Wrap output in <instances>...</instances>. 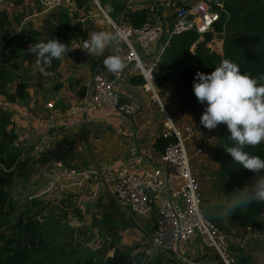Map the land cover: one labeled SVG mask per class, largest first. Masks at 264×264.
<instances>
[{
  "label": "crops",
  "instance_id": "1",
  "mask_svg": "<svg viewBox=\"0 0 264 264\" xmlns=\"http://www.w3.org/2000/svg\"><path fill=\"white\" fill-rule=\"evenodd\" d=\"M20 1L26 4L24 7L25 13L19 12L14 16H11V13H6L9 17L8 22L11 21V28L13 21L16 23L15 25H19L18 34L22 33L24 29L40 31L48 16L60 8L68 9L70 17H73L70 18L68 32L70 34L67 35L66 45H68L69 52L61 59H53L51 62L54 65L53 68L41 71V66L37 62L30 64L27 61H22L19 63L20 67H24V71L20 74L30 84L28 102L21 104L9 103L4 100L6 106L15 108L13 111L15 114H22L28 120L27 123H30V125L27 124V130L24 131L18 125V130H22L18 132L19 134H16L18 138H23L27 133L36 141L34 145H31L33 150L36 149L34 156H32L35 165L38 164L41 171L45 164L50 165L52 168L60 170L62 173L61 178H67L70 177L68 175L73 174V171L70 172V168L67 169L68 167L64 164L63 166L66 168H63L61 164L63 159L66 162L71 161L69 158L71 157L83 163H89L90 161L92 164H89L86 169L98 168L100 172L104 173L105 179L115 177L123 170L128 174L142 177L145 171L151 170L153 167H162L163 165L159 160L161 154L156 152L155 144L158 138L167 133L164 127V116L158 104L153 101L152 94L145 87V83H141L142 77L138 73L127 71L122 81L115 88L118 98L122 97L136 106L132 116H123L113 107H104L85 117L67 116L65 110L71 104L81 101L90 81L92 70L102 56L124 49V44L120 42L118 45H110L102 55L89 56L82 50V39H87L95 31H113L111 24H128L126 23L128 12L147 11L152 19L158 18L172 26V9L175 6L191 4L197 0H94L103 17L98 15V11L93 7L90 0H86V4L82 8L76 7L75 0H69L71 1V4L67 3L69 5L54 1ZM2 5L4 4L0 3V12L2 11ZM41 16H44L42 24L39 21V27H32L30 22L36 21L37 18L40 20ZM29 20L30 22H27ZM21 42L25 43L26 38H23ZM31 45H35V43L25 44L24 51L28 50ZM158 52V45H153L148 51L140 52L143 65L149 68L157 59ZM152 84L176 127L182 128L186 125L193 127L200 120L202 112L183 110L170 85L159 86L153 80V77ZM47 104H52L53 108L48 109ZM13 117L15 116L11 115L12 121ZM219 134V125L212 131L203 128L187 144L188 153L190 151L191 155L189 156L194 160L191 168L194 177L200 184L201 201L202 205L204 204L205 211L225 202V195L216 187L214 189V186H216L215 173L218 170V165L215 163L213 151L215 144L218 142ZM50 138H56L52 145H49ZM59 140H62L63 143L62 141L59 143ZM27 144L26 142L22 143V146L25 148L31 147ZM198 149L201 150L200 153L197 152ZM72 152L74 154L70 155ZM65 169L68 171L67 174H65ZM88 172L91 171L84 172V174ZM167 177L169 186L172 189H177L180 183L171 175ZM93 186L96 187L91 190L97 191L96 194L95 192L91 194L88 191L89 194L86 195V190H82L75 193L73 199L80 198V201H84L85 204L90 200H93L92 202L102 200L100 206L101 221L99 219L96 225H98L100 232L105 231L104 239L108 241L112 232L118 233L120 235L119 244H122L121 238L125 233L132 234L130 232H134L135 237H137L136 233L139 234L137 231L141 234L143 231L146 233L147 241L145 245H142L145 248L149 247L147 252L150 256L155 255L154 253L157 250L152 249L149 244V238L153 234L155 226V209L152 208L147 215L140 217L138 220H133L108 195L106 188L101 185L99 180L95 181ZM68 188L70 186L67 187V190ZM67 192L70 193L71 190L69 189ZM112 201L115 203L114 206L110 204ZM104 214L110 216L112 222H104ZM222 219L224 222L227 217H222ZM121 220L130 223V227L123 231L120 230ZM102 221L104 223L101 224ZM108 224H112L115 229L107 231L106 226ZM260 225V228L255 232L237 234L235 231L228 229L225 234L230 239V243L235 242L236 246H244L250 249L256 257H260V260L264 261V218L260 221ZM108 242L107 244H109ZM199 242L200 238L195 237L188 243L182 244L179 259L174 256L167 257H173V259L180 260L184 264H191L186 256L188 253L194 254L196 252L202 258L200 264L215 261L207 254L204 247L200 246ZM252 245H255V247ZM107 253L106 257H111L113 250L107 248Z\"/></svg>",
  "mask_w": 264,
  "mask_h": 264
},
{
  "label": "trees",
  "instance_id": "2",
  "mask_svg": "<svg viewBox=\"0 0 264 264\" xmlns=\"http://www.w3.org/2000/svg\"><path fill=\"white\" fill-rule=\"evenodd\" d=\"M75 4L77 8H82L86 0H75ZM213 12L217 13L218 21L205 33L193 29L173 36L152 72L153 80L159 86L170 85L181 108L190 112L203 113L204 110V105L197 102L192 89L196 72L210 74L223 60L228 59L239 65L241 73L257 78L264 75V0H221L220 7L213 6ZM8 18L5 12L0 13V98L3 96L11 103L26 104L30 84L20 74L22 67L19 63L27 61L31 64L37 62V57L28 50L24 51V45L47 42L53 38L67 44L70 18L73 17H70L68 9L60 8L48 16L40 31L24 29L19 37L13 36L14 30ZM150 18L147 11L128 12L126 23L140 29ZM23 38H26L25 43L21 42ZM53 67L51 63L45 70ZM141 83H145L143 79ZM125 103L129 101L116 97V108ZM12 123L11 114L0 107V264H184L158 251L150 256L148 246H123L119 244L120 235L114 232L110 234L109 240L110 250H113L111 257L82 252L71 247L68 241L56 245L53 241L55 238L48 237L45 227L49 221L46 223V217L42 215L49 205L31 199L22 210H18L13 200L16 174L25 168L28 162L26 155L33 147L22 146ZM219 128L218 142L213 151L218 165L215 187L225 196H231L249 183L254 173L242 168L224 151L234 141L229 139L225 124H219ZM174 143L173 137H160L156 141L155 150L163 154ZM244 150L264 158V143L246 146ZM62 164L68 165L64 159ZM110 204L114 206L115 203L112 201ZM219 206L217 204L215 208L206 210L205 217L218 229L223 227ZM106 214L103 221L112 222ZM263 218L264 203L254 202L227 216L228 228L225 231L230 229L237 234L255 232L260 228ZM129 227L130 223L121 220L120 230ZM106 229L110 231L115 227L108 224ZM230 249L235 254V264H264V261L256 262L252 258L250 249L243 246H231Z\"/></svg>",
  "mask_w": 264,
  "mask_h": 264
},
{
  "label": "built area",
  "instance_id": "3",
  "mask_svg": "<svg viewBox=\"0 0 264 264\" xmlns=\"http://www.w3.org/2000/svg\"><path fill=\"white\" fill-rule=\"evenodd\" d=\"M41 1L68 3V0ZM220 2L197 0L191 4L174 7L172 26L152 18L140 29H135L129 24H111L113 31L118 30L123 33L124 39L121 42L124 44V49L102 56L92 70L80 105L71 108L69 113L72 117H85L104 107H113L123 116H132L136 110L134 103L129 102L115 107L117 97L115 88L127 71L138 73L164 116L167 133L163 134V137H173L175 143L168 146L160 155L162 167H153L145 171L142 177L128 174L123 170L115 177L101 178V185L133 220L147 215L152 208L155 209L154 231L149 238L152 249L166 256L178 258L181 245L199 237L221 264H235L226 237L204 217L200 208L202 203L200 184L192 172L187 144L204 127L200 120L193 127L188 125L182 128L176 127L152 84L153 68L158 65L170 39L193 29L200 33L208 31L218 21L213 6L220 7ZM153 45L159 47L158 56L147 68L143 65L140 52L148 51ZM110 55L121 56L125 63V68L121 72L111 73L106 69L103 60ZM47 107L52 109L53 106L48 104ZM197 152L200 153L201 150L198 149ZM169 175L180 183L177 189L169 186L167 177Z\"/></svg>",
  "mask_w": 264,
  "mask_h": 264
},
{
  "label": "clouds",
  "instance_id": "4",
  "mask_svg": "<svg viewBox=\"0 0 264 264\" xmlns=\"http://www.w3.org/2000/svg\"><path fill=\"white\" fill-rule=\"evenodd\" d=\"M123 39V33L118 30L95 31L82 39V50L89 56L102 55L106 48L118 45ZM28 52L35 54L37 64L44 71L53 59H61L69 51L68 45L53 38L31 45ZM103 64L111 73L125 68L120 55L107 56ZM192 89L197 102L204 105L201 125L212 131L219 124H225L234 144L226 146L224 151L242 168L254 173L253 179L242 189L225 196L219 215L231 216L238 208L254 202L264 203V158L244 150L246 146L264 143V75L257 78L241 73L238 64L225 59L210 74L196 72Z\"/></svg>",
  "mask_w": 264,
  "mask_h": 264
},
{
  "label": "rangeland",
  "instance_id": "5",
  "mask_svg": "<svg viewBox=\"0 0 264 264\" xmlns=\"http://www.w3.org/2000/svg\"><path fill=\"white\" fill-rule=\"evenodd\" d=\"M90 2L92 3L93 7L98 11V15H100V17H103L102 14H100L99 8L94 2V0H90ZM0 3L4 4L2 5V11L0 13H3V12L8 13V14L11 13V16H14L16 13H19V12L25 13L24 7L26 6V4L24 2H21L20 0H2L0 1ZM68 3L71 4V1L68 0ZM66 5H69V4L66 3ZM44 16H41L40 20L37 18V20L34 22H30V20L27 22H30L32 24V27L38 26L39 21L42 24V20ZM9 23H11V21H9ZM15 24L16 23H14V21H13V24H11L13 30L15 31L13 36L19 37V34H18L19 25H15ZM9 30L11 31V33H13L11 29ZM22 71H24V67H22ZM22 71H20V73ZM82 99L83 97L81 98V101ZM4 100L7 101V99H5L2 96L0 98V107L7 110L12 116H15L13 117L14 123L12 124L16 127V133L20 132L22 129H23L22 131L27 130L28 120H26V117L23 116L22 114H15V112H13L15 108H11V106H6ZM80 102L77 101L71 104L65 110L66 115L71 116V114L69 113V110L73 107L79 106ZM22 122H25V123H22ZM18 125L20 128H22L21 130H18ZM28 125H30V123ZM11 127L12 126H10V128ZM53 141H56V138H50L49 145H52ZM61 141L62 140H59V143H61ZM19 142H21V144L26 142L28 143L27 144L28 146H31V145H34L36 141L31 135H28L26 133L25 137L19 138ZM56 149H57V146H56ZM35 150L36 149L34 148L33 151H30L28 155H26L28 162L26 161L27 164L25 168L23 169L22 172H18L16 174V183H15V187L13 188L12 197H13V200L15 201L16 207L19 208L18 210H22L23 207L27 204V202L30 201L31 199L45 202V204L49 205L42 212V215L46 217L45 222L47 223L49 221V225L47 224L45 228L48 233V237L55 238L53 239V241L55 242L56 245H61L63 244V241L64 242L68 241V243L70 242L71 247H73L74 249L78 248L82 252L87 251V253H99L103 257L107 256L108 254L107 248L110 249V242L104 239L105 231L103 230L102 232H100L98 230V225H96L99 219L101 221L100 206H101L102 200L99 199L95 202H92L93 200H90V201H87V204H85L84 201H80V198L76 200L73 199V196L75 195V193H79L82 190H86V195L89 193L92 194L94 192L96 194L97 191H93L91 189L96 187V186L95 187L93 186L95 181L99 180V182H101L100 179L104 178V175H103L104 173L100 172L99 169L96 167H93L92 170H90L91 168L86 169L89 166V164L90 165L92 164L90 161L89 163H83L80 160L69 157L71 161H68L67 164L70 167H72V169H69L68 165H67L68 167L67 169H69V171L71 170L70 172L73 171L75 174L68 175L70 177H67V178H64V177L61 178L62 173L60 172L59 169L56 170L52 168V166L45 164V167L41 171L40 166L38 164L35 165V161L32 160V156H34ZM73 154H74L73 152L70 153V155H73ZM189 155H190V151H189ZM193 162L194 160H192L190 157L191 166L193 165ZM61 165L63 168H66L63 166V164ZM67 169H65V174H67L66 172H68ZM87 171H91V172L84 174V172H87ZM93 178L96 180H91ZM64 186H66V188H64ZM69 186L70 188H68V190L69 189L71 190L70 193L67 192L68 191L67 187ZM214 189H215V186H214ZM203 206L204 204L202 205L201 203V207H200L201 211L203 212L204 217H206L207 213ZM113 209H116V208H113ZM138 219L140 218H137V220ZM140 223H141V220H140ZM222 226H223L222 228H219V231L226 237L227 236L225 234V229H227L226 221L223 222ZM137 232L139 233V234L136 233L137 237H135L134 232H130L132 234L125 233L123 235V238H121V243H122L121 245L123 246H134V245H142V244L145 245L147 241L146 233L142 231V234H143L142 236L141 232L139 231ZM122 239H123V242H122ZM226 240L229 246L230 253L235 258L234 256L235 254L233 253V250L231 251L230 247L231 246L238 247V246L234 244L235 242L230 243L229 242L230 239L227 237H226ZM107 242L109 244H107ZM137 243H140V244H137ZM199 244L200 246L204 247L207 254L210 255L212 259L214 258L213 260H215V261H208L207 264H220L218 263L219 261L217 260V257L215 256V254L210 249L205 247L202 239H200ZM252 246L255 247V245H252ZM246 249L248 250V248ZM252 258L256 262L262 261L260 260V257H256L254 253L252 254ZM186 259L189 261V263L200 264L202 258H200L199 254L195 252L194 254L188 253V255L186 256Z\"/></svg>",
  "mask_w": 264,
  "mask_h": 264
},
{
  "label": "water",
  "instance_id": "6",
  "mask_svg": "<svg viewBox=\"0 0 264 264\" xmlns=\"http://www.w3.org/2000/svg\"><path fill=\"white\" fill-rule=\"evenodd\" d=\"M219 1H221V0H219Z\"/></svg>",
  "mask_w": 264,
  "mask_h": 264
}]
</instances>
